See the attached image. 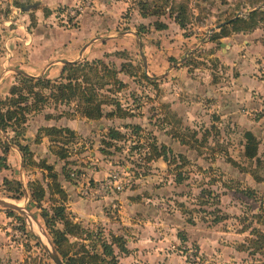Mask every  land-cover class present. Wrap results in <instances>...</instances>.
<instances>
[{"label":"rangeland","instance_id":"1","mask_svg":"<svg viewBox=\"0 0 264 264\" xmlns=\"http://www.w3.org/2000/svg\"><path fill=\"white\" fill-rule=\"evenodd\" d=\"M36 2L0 0V76H6L0 83V100L5 102L2 106L4 110L15 108L8 99L12 86L18 80V70H25L33 61L30 53L34 48L45 50L47 44L40 42L43 39L36 40V33L40 31L41 35L38 36L41 38L51 36L53 42L57 36L64 41L65 60L92 63L101 59L112 70L119 71L123 66L131 69L134 76L125 72L118 74L124 87L107 84L103 89L130 115L89 123L76 111L72 112L76 103H49L40 112L31 113L28 121L34 114H53V120L63 117L75 120L78 130L74 131L72 142L66 145L51 143L46 153L39 150L38 143L33 151L32 139L25 137L26 124L21 127L24 136L17 137L18 129L14 127L0 132V146L28 145L35 162L45 160L54 166L59 177L65 178L64 170L69 171L72 183L84 184L80 194L85 201L96 203L109 195L125 194V204L133 202L138 207L139 214L135 215L139 220L138 226L149 224L155 232L148 242L159 244L160 240H164L161 253L181 258L180 264H264V254L251 243L254 228L264 232V225L258 223L255 217L256 214L264 216V182H257L252 174L262 176L264 171L262 166L258 167L257 163L243 156V134L249 129V124L233 120L228 114H216L214 103L207 102L208 98L198 91L183 89L185 76L190 75L199 83L207 69L216 68V59L210 55L215 52L218 43L213 42L211 37L219 31V25L238 14L244 16L254 7L263 6L264 0H69L60 4L55 13L39 6L40 2L38 8L33 9ZM36 9H42V13L36 15ZM144 13L147 15L144 16ZM179 15L184 18L185 27L180 26ZM156 22L167 24V28L157 30ZM142 25L149 31L142 34L136 43L129 32L138 31ZM82 29H87V32L83 30L84 44L69 50V43H74L75 36L80 37ZM157 31L166 32L165 37H151L152 32ZM108 35L128 36V40L109 42ZM92 40L97 42L99 48L96 50L102 51L99 57L95 56L93 48H84ZM158 47L164 52L163 60L168 61L172 52L175 58L170 57L169 62L179 66L171 78L163 75L152 82L144 79L142 74H163L162 70L166 69L168 62L163 61L156 73L152 67L145 70L140 51L145 55L148 50L157 53ZM83 49L84 53L79 55ZM150 56V65L161 59ZM93 73L92 70L89 74L98 83L99 79ZM50 79L54 81L58 77ZM108 80L110 78L103 79L105 82ZM114 108L113 105L105 106L106 111ZM135 124L142 127L139 135L132 134L128 128ZM111 127L120 129L128 136L126 140L106 147L102 139ZM182 136L188 141L187 144H181ZM152 138L172 149V163L162 158L147 161L149 144L154 141ZM259 141L260 145L264 144L263 140ZM60 148L68 151L67 159L61 160L54 152L61 151ZM260 150L259 153L263 154L264 145ZM44 154L46 156L42 157ZM233 161L239 165L233 164ZM23 173L24 179L16 169V179L23 186L21 191L9 193L5 187H0V198L26 207L29 213L37 215V221H28L17 211H14L15 214L23 221L9 215L7 225L0 221L7 243L16 248L15 258H0V264H55L45 249L47 244L51 247L49 241L52 242V239L41 211L37 207L28 208L30 182L39 178L46 184L48 172L28 162ZM94 175H97V179H94ZM115 175L122 184L121 190L106 185L113 181ZM179 178L183 179L181 183L177 182ZM104 185L107 187L103 188ZM247 190H254L255 198L248 197L245 194ZM19 193L20 199H14ZM51 204L45 201L43 206L50 208ZM115 206L105 207L112 211L109 213H113L114 218L121 215L119 209L123 210L121 205ZM7 210L10 209L0 205V211L8 214ZM128 214L130 210L125 206L124 216ZM89 223L86 222L84 226L96 230L95 233H103L105 239H111V230L104 227L102 222ZM97 248L101 251L100 246ZM74 249L78 250V246ZM115 249V253H120L117 247ZM142 264L165 262L162 257L155 263Z\"/></svg>","mask_w":264,"mask_h":264},{"label":"trees","instance_id":"2","mask_svg":"<svg viewBox=\"0 0 264 264\" xmlns=\"http://www.w3.org/2000/svg\"><path fill=\"white\" fill-rule=\"evenodd\" d=\"M143 15L146 16L147 13ZM177 19H179L180 26L185 27V21L182 15L177 16ZM262 26H264V5L258 8L254 7V9L250 10L244 16L236 15L223 22L219 25V31L214 33L211 40L218 42L220 38L231 36L234 33L251 32ZM155 27L157 30H164L167 28V24L156 22ZM148 31L149 28L142 25L139 27L137 34L141 37L142 34ZM92 70L95 77L99 79L98 83H95L89 74ZM130 70L125 66L119 71L112 70L106 62L98 59L92 63L89 61L67 62L58 79L54 81L46 76L36 77L19 73L18 80L12 86L10 91L11 96L8 99V101L15 105V108L4 110L2 106L5 102L0 100V132H5L7 128L14 127L18 129L16 132L17 137L24 136V131L21 127L27 124L29 115L40 112L49 103L55 105H70L71 103H76L75 109L72 112L74 113L76 111L81 116L92 121H98L103 118H124L129 116L130 114L127 110L117 100L115 101L113 98L111 99L107 96L103 92V89L107 84L124 87L125 84L119 79L118 74L119 72H125L126 74L134 76L133 71ZM142 77L152 81L146 73L142 74ZM104 78H110V80L105 82L103 81ZM97 84L98 86L96 87ZM106 105H113L115 108L106 111ZM47 118H53V116L48 115ZM128 128L131 129L134 135H139L142 131V127L137 124L131 125ZM42 134L51 137L50 140L52 143L63 145L72 142L75 138V132L66 127L58 128L52 126L40 128L36 138L37 142L40 141ZM176 135L174 134V136ZM65 136H69V138L67 139ZM127 136L128 134L122 132L120 129L111 127L104 134L102 144L106 147L114 146L115 143L126 140ZM152 139L154 141L149 144L147 161L162 158L166 162L172 163V159H174L172 149L165 144H158L155 138ZM243 139V156L247 160H252L255 164L257 163L258 167L262 166L264 171V153H259V139L253 132L248 130L244 132ZM180 141L181 144L188 143L183 136L180 138ZM0 147L5 155L0 158V169L7 168L6 155L9 151L10 144ZM17 148L23 156L24 167L29 162L30 165H35L48 172L45 176L48 179L46 186L39 179L30 182V201L28 208L32 209L33 207H37L40 209L41 217L49 231L52 243L65 264H118V255L115 253V247L120 250V253L128 254L129 250L126 247V239L123 236H116L113 233H110V240L105 239L102 236L103 233H95L94 231L96 230L85 227L82 223L76 221L66 206L68 194L59 182V173L55 171L54 166L48 164L45 160L35 162L28 145L17 144ZM60 149L62 150H54L56 155L61 160L67 159L68 151L65 148ZM233 164L239 165L234 161ZM64 175L66 180H73L69 171L64 170ZM252 175L257 182H264V174L260 176L253 173ZM182 181V178L177 179L179 183ZM3 185L7 190L6 192L9 193L13 190L15 192L18 190L21 191L23 187L17 179H5ZM245 194L250 198H255L254 190H247ZM20 195L19 193L18 196L13 198L20 199L18 198ZM45 201L52 203L50 208L43 206ZM7 212L11 217L17 216L12 210H7ZM17 217L21 219L20 216ZM255 217L258 223L264 225L263 214H256ZM21 220L23 221V219ZM251 234L253 235L251 243L257 251L264 254V232L254 228ZM73 238L77 241L73 240ZM78 241H81V243ZM75 246H78V250L74 249ZM98 246H100L101 251L98 250Z\"/></svg>","mask_w":264,"mask_h":264},{"label":"crops","instance_id":"3","mask_svg":"<svg viewBox=\"0 0 264 264\" xmlns=\"http://www.w3.org/2000/svg\"><path fill=\"white\" fill-rule=\"evenodd\" d=\"M36 1L37 2L32 7L33 9L38 8L37 4L40 2L39 6L46 7L53 13L60 4H65L69 0ZM41 13L42 9H36V15ZM83 30L87 32V29H82V36L80 35L79 38H77V36L74 37L75 44L69 43L71 46L69 50L81 47L84 44L85 34ZM129 33L135 37L136 43H138L139 35L137 34V31H131ZM38 35H41L40 31L36 33V40L39 39L40 41V39H43V41L40 42L47 44L44 47L45 50H36L34 48L30 53V58L33 61L27 65L25 70H18V73H24L36 77L46 76L48 78H57L60 76L62 69L67 62L78 61L71 59L65 60L63 58L64 41L62 39L56 36L52 42V40H50L51 36L49 37L45 35L41 38V36ZM151 35L153 38L161 39L165 37L166 32L157 31L156 33L152 32ZM106 37L109 39V42L120 39L123 41L128 40V36L115 37L108 35ZM33 39L35 42V37ZM184 40L186 39L184 38ZM217 43L215 52L210 55L216 59V68L214 70L207 69L203 73L205 77L200 80L199 83L194 81L192 76H185V86H183V89L191 92L198 91V93L202 94L204 98H208L209 100H207V102L214 103L216 114H222L225 116L228 114L233 117V120L248 123V131L253 132L258 139L264 141V26L251 32L234 33L231 36L220 38ZM155 44H158V42L155 41ZM139 45L140 48H142L141 42ZM87 47L93 48L94 54L97 57H99L98 55L102 52L101 50H96L99 48L96 40H92L84 48ZM159 48L160 47L157 48V53L156 51L153 52V50H148L146 55L144 52L140 51L145 70H147L148 67L150 69L152 67V70L156 73V69L160 70L162 67L160 64H164L163 61L168 62L166 69L164 68V70H162L163 74L156 73V76H151V74H147L146 72V75L152 81L163 75H167V77L171 78L173 71L179 66V64L171 65V62H169L170 57L175 58L172 52L169 54L168 61L163 60L164 52ZM39 51L42 52L39 53ZM83 53L84 49L79 55H82ZM147 55L149 56L147 57ZM150 55L157 57L158 60L159 58L161 59L156 62V64L153 63L150 65V63H152ZM195 74H197V72H195ZM212 76H214V80H212ZM5 77V75L2 77L0 76V83ZM178 88L179 87H176V89ZM204 113H206V111ZM244 114H255L256 117ZM256 114L260 115L258 116ZM48 115L53 114H34L26 125L27 131L25 137L32 139L33 148L31 149H33V151L36 149V146H38L36 145L38 143H40L39 150H44L45 153L51 148L50 144L52 142L48 136L42 135L38 142L35 140V137L39 134L40 128L55 126L58 128H70L73 131L78 130L75 120H67L64 117L60 120H53L51 118L47 120ZM84 121H89V123L93 122L87 118H85ZM263 145L264 144L260 145L259 152ZM3 156L5 155L0 147V158ZM45 156V154L42 155V157ZM6 158L7 168L0 170V187H4L3 184L5 179H16V169L19 171V174L23 179L25 176L23 173L25 168L23 156L17 146L10 145ZM16 158H18V160H16ZM94 179H97V175H94ZM59 182L68 194L66 206L76 221L83 223V225H85L86 222H88V224L91 222L92 225H94L93 223L95 222H102L104 227L111 230V233L128 239L126 247L129 250V253L122 256L119 252H116L117 255H119V264H142L144 262L155 263L157 259L161 260L162 257L165 264H180L182 262L181 258H176V256L169 257L166 253H161L163 252L161 247H164V240H160L161 242L159 244L150 241L148 242V238H151V235L155 234V232L152 231L149 224L138 226L139 220L135 218V215L139 214V212H137L138 207L133 202L126 205L125 194L109 195L96 201V203H91L90 201L88 202L82 199L83 197L80 194L81 190L84 189V184L82 182L74 184L63 177H59ZM44 185L46 186V184ZM28 198L30 199V193L28 194ZM116 204L121 205L120 207L123 210L119 209L118 212L121 213V215L118 214L117 217L114 218L112 216L113 213H109L110 210H107L105 207H110L111 205L112 207H116ZM125 206L130 210V214L126 217L124 216ZM99 211H102V213ZM9 218L10 217L6 212L0 211V221L2 224L5 222L4 225H7L6 221L8 222ZM4 230V227H0V258L5 256L15 258L16 248H14V245L7 243V237L4 235Z\"/></svg>","mask_w":264,"mask_h":264},{"label":"water","instance_id":"4","mask_svg":"<svg viewBox=\"0 0 264 264\" xmlns=\"http://www.w3.org/2000/svg\"><path fill=\"white\" fill-rule=\"evenodd\" d=\"M237 16H240V14H238ZM0 205L4 208H7V209H10L12 211H17L19 212L20 214H22L28 221H31V220H35L37 221L36 219V216L29 213L28 212V209L26 207H21L20 205L14 203V202H11V201H8L6 199H3V198H0ZM43 233L46 235V233L43 231ZM39 240L42 241L43 243V240L41 239V237L39 236ZM50 242V248L49 246H45V249L47 251V253L49 254V256L51 257V259L55 262V264H65L64 260L62 259V257L60 256V254L57 252L54 244Z\"/></svg>","mask_w":264,"mask_h":264},{"label":"built area","instance_id":"5","mask_svg":"<svg viewBox=\"0 0 264 264\" xmlns=\"http://www.w3.org/2000/svg\"><path fill=\"white\" fill-rule=\"evenodd\" d=\"M263 76H264V70H263ZM117 178H118L117 175L113 176V181H109L106 185H108L109 187H115L117 190H121L122 184L117 180ZM106 185H104L103 188H106L107 187Z\"/></svg>","mask_w":264,"mask_h":264},{"label":"bare ground","instance_id":"6","mask_svg":"<svg viewBox=\"0 0 264 264\" xmlns=\"http://www.w3.org/2000/svg\"><path fill=\"white\" fill-rule=\"evenodd\" d=\"M18 205H20V204H18ZM21 206V205H20ZM33 223H35V222H33ZM48 245V244H47Z\"/></svg>","mask_w":264,"mask_h":264}]
</instances>
